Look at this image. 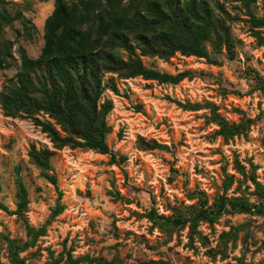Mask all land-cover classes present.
<instances>
[{
	"label": "rangeland",
	"instance_id": "1",
	"mask_svg": "<svg viewBox=\"0 0 264 264\" xmlns=\"http://www.w3.org/2000/svg\"><path fill=\"white\" fill-rule=\"evenodd\" d=\"M8 1L23 9L36 30L27 37L20 20L5 28L3 37L13 43V60L9 68L0 67V92L16 79L20 46L33 59L40 55L45 22L55 8V0ZM208 1L222 3L229 12L234 57L226 49L215 53L210 43L207 47L216 63L181 53L167 59L142 56L148 67L192 73L177 84L107 74L115 77L119 91L104 94L114 103L107 143L117 153L116 162L92 149L57 150L51 163L63 193L65 208L60 214L53 215L57 188L28 155L31 144L52 147L51 142L31 118L6 116L0 105L1 200L11 210L16 208L19 168L28 190V219L36 228L46 227L34 245L19 250L25 264H264V206L262 212L229 206L215 223L201 222L202 237L195 236L192 242L188 225L166 232L148 218L151 210L170 217L198 206L203 201L200 192L206 208L223 195L264 204L249 180L254 173L264 184V94L254 88L252 79L253 71L264 79V44L259 41L264 40V28L251 26L250 15L239 2ZM252 11L264 17L262 0ZM188 101L215 104L229 123L252 122L226 141L217 134L211 109L188 110L179 104ZM139 138L167 148H142ZM236 158L246 167V176L235 169ZM228 176L233 183L225 192ZM27 238L23 221L0 209V264H11L12 247Z\"/></svg>",
	"mask_w": 264,
	"mask_h": 264
},
{
	"label": "trees",
	"instance_id": "2",
	"mask_svg": "<svg viewBox=\"0 0 264 264\" xmlns=\"http://www.w3.org/2000/svg\"><path fill=\"white\" fill-rule=\"evenodd\" d=\"M239 2L250 15L251 26L264 28V17H257L252 6L257 0H231ZM264 5V0H262ZM229 12L224 5L208 0H55V8L46 19L44 45L40 55L33 59L22 46L18 48L21 65L16 79L5 85L0 92V105L6 116L31 118L46 134L52 147H37L31 144L28 151L30 161L38 166L58 191L57 205L53 215L64 210L61 203L62 191L57 185V176L51 158L57 150L66 147L96 150L108 154L116 162L117 153L107 143L111 130L108 115L114 108L113 100L104 97L107 90L118 94V78L142 77L161 83L177 84L191 77L188 70L176 74L148 67L142 56L170 58L177 53L206 58L210 56L207 44L215 53L226 49L234 57L235 41L227 23ZM21 21L23 31L32 38L36 30L23 9L12 1L0 0V67L12 65L13 43L4 39V31L15 21ZM259 41L264 44L260 37ZM254 88L264 94V79L252 72ZM188 110L211 109V117L219 127L217 134L229 141L246 131L252 119L240 123H229L217 112L215 104L186 102L179 103ZM47 117L49 120L44 119ZM142 148H167L156 140L139 138ZM235 169L246 176V167L235 159ZM259 198L264 201V184L255 174L249 175ZM232 177L225 179L224 190H229ZM16 208L11 210L0 197V209L20 218L27 233L23 245L12 247L11 264H25L19 250L35 244L46 234V227H34L27 216L28 190L17 170ZM0 185V194H1ZM201 204L177 210L175 215L165 217L154 210L148 213L153 226L172 232L189 226V239L202 237L198 226L201 222L215 223L222 212L231 207L251 211L255 207L262 212L263 203L252 205L243 198L221 196L213 207L206 208L204 193L200 192ZM226 244V243H225ZM97 262H100L97 260ZM153 264H167L157 261Z\"/></svg>",
	"mask_w": 264,
	"mask_h": 264
}]
</instances>
